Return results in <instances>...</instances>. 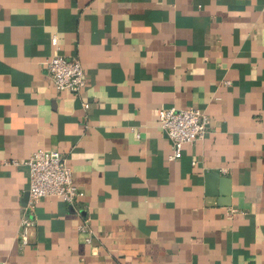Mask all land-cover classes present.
<instances>
[{"label": "crops", "instance_id": "0c3cea01", "mask_svg": "<svg viewBox=\"0 0 264 264\" xmlns=\"http://www.w3.org/2000/svg\"><path fill=\"white\" fill-rule=\"evenodd\" d=\"M53 36L77 94L44 65ZM170 107L209 117L176 159ZM40 148L72 203L26 208ZM0 264H264V0H0Z\"/></svg>", "mask_w": 264, "mask_h": 264}, {"label": "built area", "instance_id": "2783aa9c", "mask_svg": "<svg viewBox=\"0 0 264 264\" xmlns=\"http://www.w3.org/2000/svg\"><path fill=\"white\" fill-rule=\"evenodd\" d=\"M51 44L56 52L45 60L44 65L55 88L79 93L85 84L84 70L80 62L77 59H68L59 53L56 36L51 38ZM87 106L88 104L85 103L84 107ZM158 118L161 130L171 140V159L181 156L184 144L203 138L209 125L207 114L194 107L160 109ZM13 163H16V160ZM24 164L29 169L26 208L34 209L36 203L47 196L60 197L65 202L72 203L77 196L83 194L74 184L71 167L66 156L60 151L40 148L33 152ZM34 224L32 215L21 216L19 237L22 244L29 241V234ZM77 229L87 234L85 238L87 241L90 240L87 220H83Z\"/></svg>", "mask_w": 264, "mask_h": 264}]
</instances>
